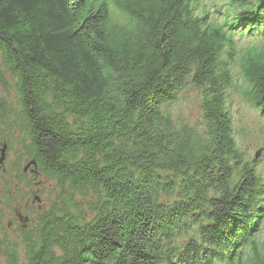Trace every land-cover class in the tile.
<instances>
[{
	"label": "trees",
	"instance_id": "trees-1",
	"mask_svg": "<svg viewBox=\"0 0 264 264\" xmlns=\"http://www.w3.org/2000/svg\"><path fill=\"white\" fill-rule=\"evenodd\" d=\"M201 2L0 0V90L9 78L16 98L0 96V145L16 130L35 167L0 168V203L41 178L62 190L13 225L23 264H264V181L224 108L239 80L264 119V0ZM234 36L259 44L237 55ZM188 87L201 130L165 113Z\"/></svg>",
	"mask_w": 264,
	"mask_h": 264
},
{
	"label": "rangeland",
	"instance_id": "rangeland-1",
	"mask_svg": "<svg viewBox=\"0 0 264 264\" xmlns=\"http://www.w3.org/2000/svg\"><path fill=\"white\" fill-rule=\"evenodd\" d=\"M202 6L207 9V11L211 12L212 7L216 4L217 7H221L222 2H218V0H202ZM223 11V10H222ZM216 23L222 22L221 16H215ZM233 49L237 55L245 50L251 49V47L257 48L258 42L245 40L243 38H232ZM233 77L235 80L238 78L236 76V67L233 73ZM12 81L7 79V91L2 94L0 90V96H2L8 105L14 110L16 109V98H14V89L12 86ZM235 89H230L227 92L225 98L224 108L227 111L230 119V123L232 125V133L234 135V140L236 146H238L239 151L243 154V157L247 160V162H251L255 160V163L258 168V174L261 180L264 181V119H262L256 110H253L245 101L241 99L239 86V80H237L235 84ZM165 113L168 114L172 124H183L188 125L189 127L197 130L202 129L201 124V113H200V101H199V93L196 89L192 87H188L180 94L171 106L166 107ZM4 129L0 128V141L6 140L8 135L3 131ZM14 137V143L11 145V149L5 151L4 154V162L0 168H2L3 172H6L11 169L12 164H14L17 158H21L20 167L21 170L24 169L27 161L25 160V156H23V147L25 146V141L23 135L21 136L16 130L12 131ZM16 141V142H15ZM1 148V145H0ZM257 157V158H256ZM1 170V169H0ZM28 175L26 176V179ZM6 177L3 175L0 176V180H5ZM12 188H9V194L14 189L15 183H12ZM18 188V187H17ZM21 196L13 195V200L8 198L6 204L0 203V241L2 242L4 238L7 239L10 244H18L17 246V255L18 262L17 264H23L22 254L23 251L20 248V240L15 232L14 226H10L11 223L15 222L17 219V214H21L23 217H27L26 223L18 222L17 224L25 226H29L31 229L30 220L34 217L32 215L36 211V205L34 207H30V211H26L25 204H31V196L33 194L38 195V200L36 202L39 204V207H45V210H48L50 207L59 206L58 197H60L62 190L57 187L56 183L50 180H46L41 178L39 181L32 182L30 185L24 186L20 185L18 188ZM1 195V192H0ZM11 197V196H10ZM36 198V197H35ZM12 200V201H11ZM76 202L79 204L81 210L84 212L86 209V199H80L79 197L75 198ZM46 203L45 204H43ZM37 204V205H38ZM29 207V206H28ZM26 211V212H24ZM33 216V217H32ZM31 226V227H30ZM6 260V259H5ZM3 258L0 259L1 264H6L7 262Z\"/></svg>",
	"mask_w": 264,
	"mask_h": 264
},
{
	"label": "flooded vegetation",
	"instance_id": "flooded-vegetation-1",
	"mask_svg": "<svg viewBox=\"0 0 264 264\" xmlns=\"http://www.w3.org/2000/svg\"><path fill=\"white\" fill-rule=\"evenodd\" d=\"M33 194V193H32ZM36 198H38V197H36ZM34 199H35V196L33 197V199H32V201H31V204H25V208H27L28 206H29V208L30 207H34L35 205H36V210L37 209H39L40 207H39V204L38 203H36V202H33L34 201ZM38 204V205H37ZM26 220H27V217L25 218V217H23L21 214H17V219L15 220V222L12 224H10V226H13V225H15V224H17L18 222H22V223H26ZM24 227L25 226H23V225H20V229H24Z\"/></svg>",
	"mask_w": 264,
	"mask_h": 264
},
{
	"label": "water",
	"instance_id": "water-1",
	"mask_svg": "<svg viewBox=\"0 0 264 264\" xmlns=\"http://www.w3.org/2000/svg\"><path fill=\"white\" fill-rule=\"evenodd\" d=\"M5 149H6V146H5V145H3L2 148L0 149V167H1V165L3 164V161H4V159H5V157H4ZM256 158H257V157H256ZM30 166H31V167H34V163H33V162H30V163L26 164V165L24 166L23 173L26 172L27 169L30 168ZM34 168H35V167H34ZM31 173H33V172H31ZM37 200H38V198H35V201H36V202H37Z\"/></svg>",
	"mask_w": 264,
	"mask_h": 264
}]
</instances>
